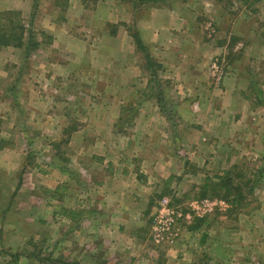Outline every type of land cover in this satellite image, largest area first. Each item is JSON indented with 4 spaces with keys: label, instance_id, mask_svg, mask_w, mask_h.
Masks as SVG:
<instances>
[{
    "label": "rangeland",
    "instance_id": "374dc122",
    "mask_svg": "<svg viewBox=\"0 0 264 264\" xmlns=\"http://www.w3.org/2000/svg\"><path fill=\"white\" fill-rule=\"evenodd\" d=\"M0 264H264V0H0Z\"/></svg>",
    "mask_w": 264,
    "mask_h": 264
},
{
    "label": "trees",
    "instance_id": "16d2710c",
    "mask_svg": "<svg viewBox=\"0 0 264 264\" xmlns=\"http://www.w3.org/2000/svg\"><path fill=\"white\" fill-rule=\"evenodd\" d=\"M134 1V0H132ZM144 1V0H141ZM140 40H138V45L140 47V49L142 50V53L146 54L145 55V60L147 62V68L151 71V76H153L154 78V82H156L157 84H159L161 81L160 79L158 80L159 77L157 72H156V67L160 68V66H157V64L155 63V61L150 57V55L147 54V48L146 46L139 42ZM158 97V101H160L159 99V95H157ZM235 180L230 178V177H226L224 180H222V184L220 185V190L222 189L225 194L223 195L224 198L229 199L231 197H235L239 200V202L242 204L243 200H245L246 196H245V190L244 188L241 187L240 184H237L234 182ZM221 190V191H222ZM249 192H246V194H249Z\"/></svg>",
    "mask_w": 264,
    "mask_h": 264
},
{
    "label": "built area",
    "instance_id": "2783aa9c",
    "mask_svg": "<svg viewBox=\"0 0 264 264\" xmlns=\"http://www.w3.org/2000/svg\"><path fill=\"white\" fill-rule=\"evenodd\" d=\"M162 213L164 215V218H167L163 224L167 227H170L176 216L175 212L169 207V203L166 200L163 202V209L161 210V214Z\"/></svg>",
    "mask_w": 264,
    "mask_h": 264
}]
</instances>
